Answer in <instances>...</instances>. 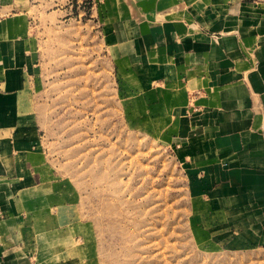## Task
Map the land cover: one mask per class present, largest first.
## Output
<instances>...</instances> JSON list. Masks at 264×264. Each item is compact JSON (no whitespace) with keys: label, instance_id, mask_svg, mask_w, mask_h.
Here are the masks:
<instances>
[{"label":"crops","instance_id":"0c3cea01","mask_svg":"<svg viewBox=\"0 0 264 264\" xmlns=\"http://www.w3.org/2000/svg\"><path fill=\"white\" fill-rule=\"evenodd\" d=\"M51 2L66 0H0V264H76L46 249L57 237L39 233L55 211L41 174L45 105L33 21ZM92 2L120 82L157 99L169 145L225 235L264 249V0ZM64 14L41 16L49 25Z\"/></svg>","mask_w":264,"mask_h":264},{"label":"rangeland","instance_id":"374dc122","mask_svg":"<svg viewBox=\"0 0 264 264\" xmlns=\"http://www.w3.org/2000/svg\"><path fill=\"white\" fill-rule=\"evenodd\" d=\"M92 1L35 9L41 174L55 211L39 233L57 237L46 249L60 248L76 264H264V249L225 235L169 145L167 116L150 90L120 82ZM58 7L60 22L43 23L41 15Z\"/></svg>","mask_w":264,"mask_h":264}]
</instances>
